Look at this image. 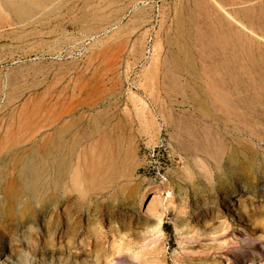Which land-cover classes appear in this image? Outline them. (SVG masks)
Returning <instances> with one entry per match:
<instances>
[{
	"label": "rangeland",
	"instance_id": "rangeland-1",
	"mask_svg": "<svg viewBox=\"0 0 264 264\" xmlns=\"http://www.w3.org/2000/svg\"><path fill=\"white\" fill-rule=\"evenodd\" d=\"M17 148L62 175L0 264H264V0H0Z\"/></svg>",
	"mask_w": 264,
	"mask_h": 264
},
{
	"label": "bare ground",
	"instance_id": "bare-ground-1",
	"mask_svg": "<svg viewBox=\"0 0 264 264\" xmlns=\"http://www.w3.org/2000/svg\"><path fill=\"white\" fill-rule=\"evenodd\" d=\"M13 150L14 153L10 156L7 154H0V192L2 193L0 197V207H2V211L0 210V218L2 220L0 225H5L6 227L14 226L19 222H27L25 221L28 217L24 211L25 208L23 206L24 210L19 211V205H26L36 201L43 203L45 201L43 196L45 186L43 185L42 179L46 171V165L49 163L53 164L51 168H54L55 174L54 181L52 182V189L54 190H56L58 184L56 176L62 173L61 166L57 164L56 155L53 154L54 162H48L49 157H51L50 154H52L51 151H45V157L41 154L27 158L23 155L24 149L17 148ZM38 150L41 151L42 149ZM8 158L14 159L17 162H9ZM64 172L63 170V173ZM167 191H158L154 198L156 200L157 198L160 199L162 196L166 195ZM170 193L168 192L169 195Z\"/></svg>",
	"mask_w": 264,
	"mask_h": 264
}]
</instances>
